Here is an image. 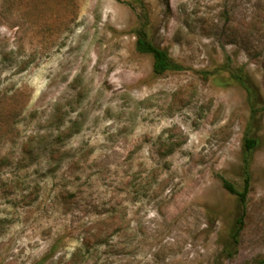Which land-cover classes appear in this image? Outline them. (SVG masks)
<instances>
[{
  "label": "rangeland",
  "instance_id": "rangeland-1",
  "mask_svg": "<svg viewBox=\"0 0 264 264\" xmlns=\"http://www.w3.org/2000/svg\"><path fill=\"white\" fill-rule=\"evenodd\" d=\"M144 3L152 39L185 69L156 76L136 51L134 0H0V264L264 258V109L249 225L225 258L240 206L222 178L242 187L251 110L227 72L205 76L231 55L264 106V12L254 0Z\"/></svg>",
  "mask_w": 264,
  "mask_h": 264
},
{
  "label": "trees",
  "instance_id": "trees-1",
  "mask_svg": "<svg viewBox=\"0 0 264 264\" xmlns=\"http://www.w3.org/2000/svg\"><path fill=\"white\" fill-rule=\"evenodd\" d=\"M135 4H131L132 8L137 13L139 25L136 27L134 33L136 37L135 47L136 51L140 54L150 55L153 58L152 71L156 76H163L170 71H181L185 69V66L177 62L169 53L167 49L158 46L152 39L149 32L150 18L149 11L144 3V0H134ZM168 4V0H165ZM254 17H260L264 12V0H254L253 4ZM226 25L230 28L235 21L227 14ZM259 23V19L254 21ZM256 27V26H254ZM228 32V30H226ZM229 43H241L243 41V35L241 33H235L229 29L228 32ZM241 41V42H240ZM246 43V42H245ZM253 49V48H252ZM246 51H250L247 48ZM223 72L228 73V80L239 85L247 95L249 108L251 110L249 130L244 138V147L242 155V187H238L234 182L229 179L222 178L223 187L237 198L240 206V212L233 221L229 233L228 239L225 242L223 255L225 258H231L237 253V249L240 245L244 231L249 225V199L253 185V160L254 153L260 144V140L253 136L252 124L258 114L264 109L263 102H261L262 92L259 86L253 81V78L246 70V67L236 65L231 55L226 56L225 62L217 67L213 72L205 71V76L214 74L221 79H224ZM86 243H81V247ZM53 252L56 251V247H52ZM82 250V249H81ZM76 253H73L70 260H75ZM47 257L41 259V262L47 260ZM253 264H264V258H260Z\"/></svg>",
  "mask_w": 264,
  "mask_h": 264
}]
</instances>
